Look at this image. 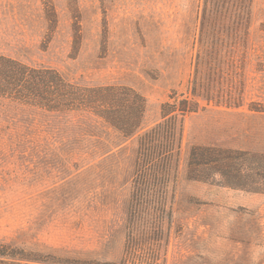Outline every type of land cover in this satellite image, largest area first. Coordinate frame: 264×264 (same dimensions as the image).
Returning a JSON list of instances; mask_svg holds the SVG:
<instances>
[{
	"label": "rangeland",
	"instance_id": "374dc122",
	"mask_svg": "<svg viewBox=\"0 0 264 264\" xmlns=\"http://www.w3.org/2000/svg\"><path fill=\"white\" fill-rule=\"evenodd\" d=\"M203 2L0 0L1 55L82 87H130L146 105L141 129L124 139L89 114L0 99L1 243L80 262L120 261L137 140L162 121L164 103L189 96ZM250 8L245 46L232 54L237 107L198 100L196 112L178 117L169 222L157 251L145 250L158 264H264V194L187 176L195 145L264 154V0Z\"/></svg>",
	"mask_w": 264,
	"mask_h": 264
},
{
	"label": "trees",
	"instance_id": "16d2710c",
	"mask_svg": "<svg viewBox=\"0 0 264 264\" xmlns=\"http://www.w3.org/2000/svg\"><path fill=\"white\" fill-rule=\"evenodd\" d=\"M251 2L204 0L189 96L164 103L162 121L137 140L120 261L80 262L0 242V264H158L159 258L148 257L145 250L150 245L157 251L163 239L164 220L169 222L165 200L180 143L178 117L196 112L198 100L206 105L223 103L237 107L235 94L241 81L235 77L237 66L233 64L232 54L237 47L245 46ZM0 99L48 113L89 114L124 139L141 129L146 106L145 99L130 87L78 86L66 81L55 69L33 67L1 54ZM187 176L193 181H211L264 194V154L195 145L189 151Z\"/></svg>",
	"mask_w": 264,
	"mask_h": 264
}]
</instances>
